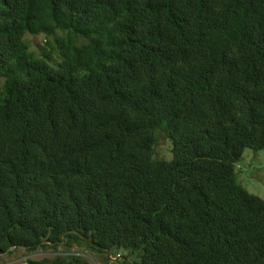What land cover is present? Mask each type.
<instances>
[{
    "label": "trees",
    "instance_id": "1",
    "mask_svg": "<svg viewBox=\"0 0 264 264\" xmlns=\"http://www.w3.org/2000/svg\"><path fill=\"white\" fill-rule=\"evenodd\" d=\"M0 78V255L264 264V0H0Z\"/></svg>",
    "mask_w": 264,
    "mask_h": 264
},
{
    "label": "rangeland",
    "instance_id": "2",
    "mask_svg": "<svg viewBox=\"0 0 264 264\" xmlns=\"http://www.w3.org/2000/svg\"><path fill=\"white\" fill-rule=\"evenodd\" d=\"M32 41V47L35 48L37 42H40L43 37H29ZM0 81H3L0 78ZM157 145L155 148V157L171 160L173 158L172 141L160 130L156 133ZM237 175L239 182L245 186L251 193L264 198V149L255 152L247 148L237 163ZM57 254L61 255H77L81 254L89 258L93 264H99L97 258L90 255L86 250L78 247L67 249L60 246L58 251L54 249H39L34 252H27L25 249L17 250L13 253H5L0 255V264H30L29 261L42 260L44 258H52Z\"/></svg>",
    "mask_w": 264,
    "mask_h": 264
}]
</instances>
